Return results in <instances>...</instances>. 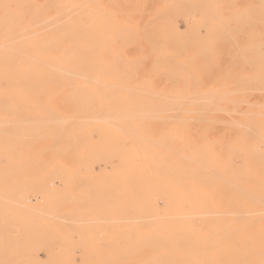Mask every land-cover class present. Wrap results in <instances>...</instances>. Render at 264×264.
<instances>
[{
    "label": "rangeland",
    "instance_id": "374dc122",
    "mask_svg": "<svg viewBox=\"0 0 264 264\" xmlns=\"http://www.w3.org/2000/svg\"><path fill=\"white\" fill-rule=\"evenodd\" d=\"M0 264H264V0H0Z\"/></svg>",
    "mask_w": 264,
    "mask_h": 264
},
{
    "label": "bare ground",
    "instance_id": "6f19581e",
    "mask_svg": "<svg viewBox=\"0 0 264 264\" xmlns=\"http://www.w3.org/2000/svg\"><path fill=\"white\" fill-rule=\"evenodd\" d=\"M81 27H82V26H81ZM81 27H80V28H81ZM80 28H79V30L77 29V30L72 31V32L70 33V37L75 36V35H77V36H79V35L82 36V32H81ZM72 41H73V40H72ZM74 41H75V40H74ZM74 45H75V44H74ZM74 45H73V46H74ZM101 45H102V44H101ZM106 45H107V44H106ZM70 75H72V74H70ZM253 154H254V153H253ZM255 154H256V153H255ZM255 154H254V155H255ZM261 155H262V154H261ZM259 157H260V156H259ZM259 157H258V159H260ZM255 158H257V157H255ZM249 223H250V222H249ZM262 239H263V238H262ZM262 241H263V240H262ZM250 242H251V241H250ZM248 244H249V243H248ZM251 254H252V253H248V255H251ZM255 254H256V253H255ZM253 255H254V254H253ZM245 257L247 258L246 255H245ZM248 257H249V256H248Z\"/></svg>",
    "mask_w": 264,
    "mask_h": 264
}]
</instances>
